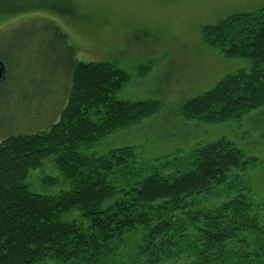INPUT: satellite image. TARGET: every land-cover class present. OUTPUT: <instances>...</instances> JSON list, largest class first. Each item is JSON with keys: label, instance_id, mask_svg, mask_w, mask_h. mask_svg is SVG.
Returning <instances> with one entry per match:
<instances>
[{"label": "trees", "instance_id": "obj_1", "mask_svg": "<svg viewBox=\"0 0 264 264\" xmlns=\"http://www.w3.org/2000/svg\"><path fill=\"white\" fill-rule=\"evenodd\" d=\"M201 37L208 49L249 67L186 100L181 117L214 126L263 109L264 6L203 26ZM67 51L70 83L59 119L45 131L0 141V264H166L184 256L191 264H264V222L234 174L261 161L226 138L152 169L139 165L137 147L99 155L95 149L109 135L153 118L163 104L118 99L132 81L126 70ZM48 160L59 177L43 181L69 186L59 195L32 192L28 182ZM229 192L235 195L212 208L196 198Z\"/></svg>", "mask_w": 264, "mask_h": 264}, {"label": "rangeland", "instance_id": "obj_2", "mask_svg": "<svg viewBox=\"0 0 264 264\" xmlns=\"http://www.w3.org/2000/svg\"><path fill=\"white\" fill-rule=\"evenodd\" d=\"M263 6L264 0H0V60L7 67L0 85V141L45 131L59 119L70 83L71 46L78 61L112 63L132 76L118 99L163 104L153 118L109 135L95 149L99 155L137 147L139 165L152 169L174 155L186 159L197 145L229 139L261 161L234 174L237 182L245 181L238 188L254 201L264 222V108L242 122L214 126L185 121L179 113L186 100L249 67L246 60H227L204 46L201 28ZM148 63L152 70L140 76L139 67ZM45 176L59 177L52 160L31 172L32 192L54 196L69 189L62 179L58 185L44 182ZM233 195L196 198L212 208ZM191 263L184 256L166 264Z\"/></svg>", "mask_w": 264, "mask_h": 264}, {"label": "water", "instance_id": "obj_3", "mask_svg": "<svg viewBox=\"0 0 264 264\" xmlns=\"http://www.w3.org/2000/svg\"><path fill=\"white\" fill-rule=\"evenodd\" d=\"M7 77V67L5 63L0 62V85L6 80Z\"/></svg>", "mask_w": 264, "mask_h": 264}]
</instances>
